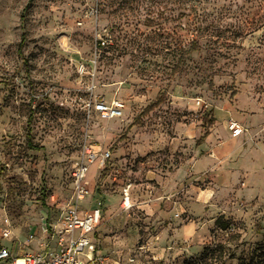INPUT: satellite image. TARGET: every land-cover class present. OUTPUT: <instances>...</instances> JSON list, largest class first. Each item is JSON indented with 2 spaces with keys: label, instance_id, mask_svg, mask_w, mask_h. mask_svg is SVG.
I'll use <instances>...</instances> for the list:
<instances>
[{
  "label": "rangeland",
  "instance_id": "rangeland-1",
  "mask_svg": "<svg viewBox=\"0 0 264 264\" xmlns=\"http://www.w3.org/2000/svg\"><path fill=\"white\" fill-rule=\"evenodd\" d=\"M82 62L90 72L80 76ZM91 90L123 100L122 115L88 116ZM244 103L259 113L251 140L264 125V0H0V244L44 248L88 137L111 156L95 176L90 167L80 206L101 207L95 238L120 264H248L264 241L258 206L225 189L203 206L195 194L209 177L187 173L201 142L228 143L237 118L219 128L217 109ZM168 207L192 227L179 231L184 253H160L176 226L158 211Z\"/></svg>",
  "mask_w": 264,
  "mask_h": 264
},
{
  "label": "built area",
  "instance_id": "built-area-1",
  "mask_svg": "<svg viewBox=\"0 0 264 264\" xmlns=\"http://www.w3.org/2000/svg\"><path fill=\"white\" fill-rule=\"evenodd\" d=\"M102 43L103 41H100L98 44ZM93 63L95 58L90 60V66ZM76 70L80 76L90 72L84 62L78 63ZM124 107V101L119 98L110 100L97 98L92 90L90 91L87 101L88 116L92 110L101 118H116L122 115ZM227 128L233 137L245 131L241 122L234 118L227 121ZM110 156L109 148L103 149L86 137L82 143L81 158L72 171V201L64 208L60 223L56 224L57 226L53 225L50 232L47 227L44 229L47 233L44 248L13 254L8 246L0 244V264H110L112 257L108 253L101 252L92 241V234L101 221V207L97 205L86 209L80 206L81 200L90 194V188L86 184L90 165L94 163L98 169H103ZM129 201V190L126 187L123 189V204L127 205ZM175 216L181 214L176 212ZM3 224L1 237L10 238L11 228L8 218L4 219ZM32 238L31 233L30 239ZM129 260L132 261L133 257ZM118 262L112 264H119Z\"/></svg>",
  "mask_w": 264,
  "mask_h": 264
},
{
  "label": "crops",
  "instance_id": "crops-1",
  "mask_svg": "<svg viewBox=\"0 0 264 264\" xmlns=\"http://www.w3.org/2000/svg\"><path fill=\"white\" fill-rule=\"evenodd\" d=\"M243 107L246 111L241 113L234 112L230 109H217L220 113H215L216 123L219 128H224L225 124L222 122V119L228 115H233L239 122H241L245 129V123H247L251 129H247L246 132H242L239 136H230V138H228V143L224 146L222 144L217 145L211 135L212 137H210V139L205 142H201L197 147L195 151L196 156L191 161L192 170L187 172V170L184 169L183 173L185 175L188 173V176L193 178H204L205 176L209 177V186L195 194V200H197L199 204L203 206L210 204L213 197L219 194L220 189H225L228 194L231 193L232 197L240 196L241 201H251L250 203H247V206L250 204L252 205L253 203L254 205H257L256 216L260 218V222L264 226V125L261 126V129H259L260 127L257 128L256 131L260 130L258 131L257 138L251 140L248 139L250 137L249 135L252 134V131L254 132L255 129L252 126L256 122L253 118L255 115L258 116L259 113H254V111H252L254 107L249 103H244ZM256 108L259 110L260 106L257 105ZM102 148L105 149L107 147ZM217 158H222V160ZM92 165L94 166L93 168L95 171L93 175L95 176L98 168L94 163ZM92 165H90V167ZM90 167L89 169H91ZM89 169L88 171L90 173L92 170ZM237 182L239 183L237 184ZM165 198L166 200L173 201V199H170L169 196H165ZM169 209L170 208L168 207L167 209L158 210L160 214L170 218V225H176L174 227H168V230H171L170 233H173L168 234V236H170L169 241H167L168 245L166 248L165 246L161 248L160 253L166 252L168 255L170 249H178L179 252L184 253V250L187 249L182 246V242H180L179 247L177 246L178 241L180 240L179 231L184 227H192L189 226L190 223H184L178 226L174 220H177L176 217L180 216L174 217L175 213ZM249 211L250 209H242V211H240L241 214L237 211L229 212V214L234 217H245L248 216ZM178 212L182 215L185 213V210L182 209ZM157 213L158 212H156V214ZM96 229L92 234V241L101 252L108 253L112 257L110 264L115 261H119L118 263L120 264L119 256L114 255V253L110 250L99 247L95 238Z\"/></svg>",
  "mask_w": 264,
  "mask_h": 264
},
{
  "label": "trees",
  "instance_id": "trees-1",
  "mask_svg": "<svg viewBox=\"0 0 264 264\" xmlns=\"http://www.w3.org/2000/svg\"><path fill=\"white\" fill-rule=\"evenodd\" d=\"M209 123H212L211 119L209 120ZM206 134H207V132L204 133L203 136H205ZM215 224L222 229H226L230 225L228 221H222L221 215L215 219ZM207 248H209V247H206L205 250H207ZM205 250H204V252H205ZM249 260L250 261L248 264H264V241H263V243H261L260 245H257V247H255V249L252 252V255L249 257ZM184 264H191V263L186 262ZM241 264H243V263H241Z\"/></svg>",
  "mask_w": 264,
  "mask_h": 264
},
{
  "label": "bare ground",
  "instance_id": "bare-ground-1",
  "mask_svg": "<svg viewBox=\"0 0 264 264\" xmlns=\"http://www.w3.org/2000/svg\"><path fill=\"white\" fill-rule=\"evenodd\" d=\"M126 204H129V202H128V203H126Z\"/></svg>",
  "mask_w": 264,
  "mask_h": 264
}]
</instances>
